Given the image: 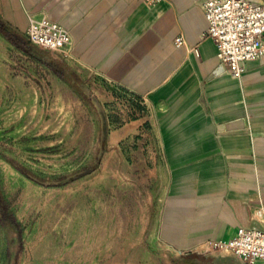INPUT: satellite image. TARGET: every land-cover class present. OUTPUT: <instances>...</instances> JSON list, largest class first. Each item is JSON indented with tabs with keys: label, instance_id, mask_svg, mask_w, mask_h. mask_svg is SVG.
<instances>
[{
	"label": "crops",
	"instance_id": "1",
	"mask_svg": "<svg viewBox=\"0 0 264 264\" xmlns=\"http://www.w3.org/2000/svg\"><path fill=\"white\" fill-rule=\"evenodd\" d=\"M204 3L0 0V38L27 52L29 16L69 30L73 70L142 105L128 101L137 116L116 137L123 155L147 152L149 169L166 173L160 241L198 259L183 264H243L207 245L234 239L241 227L264 229V59L244 64L240 80L216 74L217 46L202 39ZM181 36L186 44L177 47Z\"/></svg>",
	"mask_w": 264,
	"mask_h": 264
},
{
	"label": "rangeland",
	"instance_id": "2",
	"mask_svg": "<svg viewBox=\"0 0 264 264\" xmlns=\"http://www.w3.org/2000/svg\"><path fill=\"white\" fill-rule=\"evenodd\" d=\"M26 51L0 38V264L196 262L158 237L166 173L118 149L128 101L142 105L68 55Z\"/></svg>",
	"mask_w": 264,
	"mask_h": 264
},
{
	"label": "built area",
	"instance_id": "3",
	"mask_svg": "<svg viewBox=\"0 0 264 264\" xmlns=\"http://www.w3.org/2000/svg\"><path fill=\"white\" fill-rule=\"evenodd\" d=\"M163 1L145 0V4L155 8ZM203 10L209 29L202 39L216 44L224 73L240 80L244 64L264 59V4L205 0ZM27 38L33 46L59 55H69L73 45L70 31L47 16H29ZM185 44L182 36L176 39L177 47ZM207 252L230 255L243 264H256L264 260V229L241 227L230 241L210 242Z\"/></svg>",
	"mask_w": 264,
	"mask_h": 264
},
{
	"label": "water",
	"instance_id": "4",
	"mask_svg": "<svg viewBox=\"0 0 264 264\" xmlns=\"http://www.w3.org/2000/svg\"><path fill=\"white\" fill-rule=\"evenodd\" d=\"M264 1V0H263ZM224 72V69L223 67L220 66L219 70L216 72V74H220V73H223Z\"/></svg>",
	"mask_w": 264,
	"mask_h": 264
}]
</instances>
